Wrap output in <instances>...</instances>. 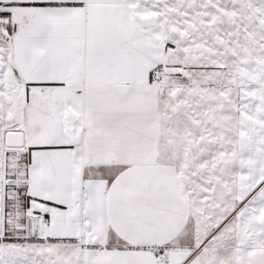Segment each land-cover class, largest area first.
I'll return each instance as SVG.
<instances>
[{"label":"snow or ice","instance_id":"obj_1","mask_svg":"<svg viewBox=\"0 0 264 264\" xmlns=\"http://www.w3.org/2000/svg\"><path fill=\"white\" fill-rule=\"evenodd\" d=\"M0 264H264V0H0Z\"/></svg>","mask_w":264,"mask_h":264}]
</instances>
